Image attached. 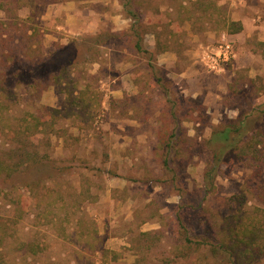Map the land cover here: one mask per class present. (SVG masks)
Listing matches in <instances>:
<instances>
[{
	"label": "rangeland",
	"instance_id": "374dc122",
	"mask_svg": "<svg viewBox=\"0 0 264 264\" xmlns=\"http://www.w3.org/2000/svg\"><path fill=\"white\" fill-rule=\"evenodd\" d=\"M122 2L0 0V78L9 75L0 96L11 97L9 112H0V150L16 137L7 136L11 126L22 130L33 114L47 116L50 127L36 141L68 166L38 186L2 193L0 229L8 226L15 264H165L181 222L199 235L236 207L264 206L245 164L220 166L216 191H205L213 130L243 115L250 135L264 122V0L134 1L151 24L144 40L151 54L134 47ZM230 21L243 30L229 33ZM84 37L99 46L93 56L74 42ZM228 42L236 57L213 69L207 62ZM69 56L87 61L62 80L43 77L44 91L11 76L21 69L26 82L31 66L46 71ZM82 92L87 103L77 100ZM51 110L60 111L56 122ZM30 240L41 251L25 253Z\"/></svg>",
	"mask_w": 264,
	"mask_h": 264
},
{
	"label": "trees",
	"instance_id": "16d2710c",
	"mask_svg": "<svg viewBox=\"0 0 264 264\" xmlns=\"http://www.w3.org/2000/svg\"><path fill=\"white\" fill-rule=\"evenodd\" d=\"M122 1L128 16L133 20L130 30L132 31L131 37L134 41V47L140 53L151 54L152 50L145 47L144 43L145 35L149 33L147 26H151V24L144 20L140 10L136 8L134 1L137 2L138 0ZM152 27L154 28L156 25H152ZM227 28L229 33H238L243 30V23L240 21H230L227 23ZM150 31H154L152 33L159 39V32L157 30ZM92 39L84 37L82 39V41L84 40L83 43H80L79 39H76L74 42L80 45L79 47L83 49V52L88 53L91 51L93 56L99 50V46L95 45ZM161 45V43L158 44V46ZM161 47L163 50L166 49L164 46ZM67 52L73 54V50L70 47ZM85 61L87 60H76L73 56H69L66 60L58 61L55 66L47 68L46 71L45 69L38 70L39 67L37 68L36 66L41 65L38 62L37 65L31 66L28 70L29 79L26 82H23L19 78L21 72L19 70L21 69L17 70L19 72H13L11 76L15 84L25 83L28 87L37 88V84H41V88L39 89L40 91H44L49 84L45 85L46 78L44 79L43 77L47 76V78L56 79V81L57 79L62 80L68 74L66 70H71L79 62ZM149 67H153L156 70V66L151 61ZM158 67L157 70L159 69ZM8 76L6 75L5 79L0 78V89L5 90L4 84ZM153 80L156 79L154 78ZM160 80H162L161 77L156 82ZM44 85L45 87H43ZM84 93L82 92V97H78L77 100L87 103ZM70 95H74V91H71ZM1 98L0 96V112L3 113V110H5L7 111L5 113H8L10 110L8 104L11 97L5 96L3 100ZM199 112L202 113L201 110ZM58 115H60V111L51 110L53 122L54 120L55 122L58 120V117H60ZM202 117V115H190V118L196 122H199ZM247 117H243L242 115L237 119L224 121L213 130L210 138L207 140L208 148L213 151V158L211 167L205 172V191L207 193H214L216 191L215 176L220 166L226 165L229 169H233L241 164H245L251 169V182L259 186V194L257 196L264 204V122L257 124V126L252 125L249 130L254 131V133L249 135L247 131L249 121H247ZM27 121L28 125L23 127L22 130H20L21 126L18 129L10 127L7 136L12 134V136L16 137L10 138L9 144H12L11 146L0 150V197L2 193L6 196L23 187L38 186L48 178L63 174V170L68 168V166H64L62 169V164L65 162L49 156L44 151L42 152L41 146L36 141L38 140L37 137L41 127L43 125L47 126L48 117L33 114L32 120L27 119ZM48 125L50 127V123ZM17 143L21 145L15 146ZM169 144L168 142L166 146L168 147ZM166 146L165 148H167ZM164 163L168 165L169 159L165 158ZM45 167H48L46 168L48 170H42ZM32 169L35 170L29 173ZM29 174L30 176H28ZM16 203L20 204V202ZM237 209L236 207V213H231L225 218V223L222 226L214 223L210 229L207 228L204 233L199 235L190 232L187 227L183 226V222H181L184 232L178 235L179 242L176 246L177 251L172 262L177 263L180 259H186L188 264H254L264 260V206L262 208L246 207L243 208L242 213V210L238 211ZM244 213H250V216L244 215ZM7 229L8 226L6 224L0 229V264H15L7 251L8 236L4 235L7 234ZM23 245L25 253L36 254L41 251L40 246L34 241L24 242ZM170 261L171 259L166 260L164 263H172Z\"/></svg>",
	"mask_w": 264,
	"mask_h": 264
},
{
	"label": "built area",
	"instance_id": "2783aa9c",
	"mask_svg": "<svg viewBox=\"0 0 264 264\" xmlns=\"http://www.w3.org/2000/svg\"><path fill=\"white\" fill-rule=\"evenodd\" d=\"M217 51L219 52L211 56V60L207 62L213 69L223 68V65H228L236 57L234 46L229 42L220 45Z\"/></svg>",
	"mask_w": 264,
	"mask_h": 264
}]
</instances>
